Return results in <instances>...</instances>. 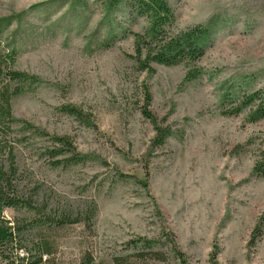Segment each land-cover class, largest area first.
I'll list each match as a JSON object with an SVG mask.
<instances>
[{
  "label": "rangeland",
  "instance_id": "374dc122",
  "mask_svg": "<svg viewBox=\"0 0 264 264\" xmlns=\"http://www.w3.org/2000/svg\"><path fill=\"white\" fill-rule=\"evenodd\" d=\"M168 2L171 33L209 27L205 54L143 70L131 0H0V50L37 76L0 126L4 188L35 207L4 209L21 248L0 264L45 241L41 264H264V118L239 109L264 89V0Z\"/></svg>",
  "mask_w": 264,
  "mask_h": 264
},
{
  "label": "trees",
  "instance_id": "16d2710c",
  "mask_svg": "<svg viewBox=\"0 0 264 264\" xmlns=\"http://www.w3.org/2000/svg\"><path fill=\"white\" fill-rule=\"evenodd\" d=\"M117 1V0H116ZM133 5H137L138 11L147 15L150 20L149 27L144 34L136 33V53L137 59L141 63L143 70H153L151 63H159L164 65H176L186 62L189 65L201 59L205 54L207 44L210 37V29L207 25H196L189 27L177 33H171V25L174 21V10L168 0H131ZM0 50V126L7 125L8 121L14 119L12 112V100L22 93L20 84L29 78L37 79V76L31 75L25 71L17 70L13 67L14 59L10 56H2ZM199 70L190 68L189 78L195 77ZM254 105L250 112L252 121L264 118V89L257 90L251 96L243 101L239 109ZM158 140L164 141L167 134L159 129ZM67 136H56L55 139L63 145L75 147ZM3 139V140H2ZM0 140L5 143V136ZM10 156V163L0 164V248L9 244H17L18 236L21 232L19 224L12 223L4 216V209L7 207H18L24 205L33 210L35 207L30 201L21 200L16 196H11L4 188L9 184V175L15 172L14 150L9 147L7 151ZM65 150L59 149L55 151L56 155H63ZM62 158L56 160V164L63 163ZM262 171H264V157L261 163ZM260 167V166H259ZM68 218L64 217L60 223L67 222ZM70 221V220H69ZM76 219L75 222H78ZM258 229V228H257ZM18 247V245H16ZM21 246L18 247V249ZM40 253L32 261H26L25 256H11V254H1V258L5 264H41L43 262V254H50L51 248L45 241L39 244ZM24 252V251H23ZM183 259L184 253L179 252ZM184 261V259H183ZM186 263V262H185ZM83 264H92V260L83 261Z\"/></svg>",
  "mask_w": 264,
  "mask_h": 264
}]
</instances>
